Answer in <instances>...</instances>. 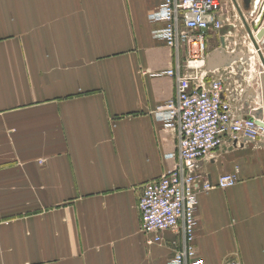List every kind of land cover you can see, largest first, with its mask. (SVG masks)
<instances>
[{"label":"crops","instance_id":"0c3cea01","mask_svg":"<svg viewBox=\"0 0 264 264\" xmlns=\"http://www.w3.org/2000/svg\"><path fill=\"white\" fill-rule=\"evenodd\" d=\"M161 2L0 0V264L173 257L175 234L149 245L139 209L178 145L154 115L177 90L152 74L176 65L153 36ZM210 41V52L221 45L219 34ZM243 112L264 118L263 78ZM223 173H237L236 185L202 190ZM196 181L204 264H264V147L230 140Z\"/></svg>","mask_w":264,"mask_h":264},{"label":"built area","instance_id":"2783aa9c","mask_svg":"<svg viewBox=\"0 0 264 264\" xmlns=\"http://www.w3.org/2000/svg\"><path fill=\"white\" fill-rule=\"evenodd\" d=\"M237 2L241 6V0ZM251 6L243 14L258 47L234 0H162L149 14L151 22L161 24L153 29V36L176 52V65L152 74L168 75L177 81L176 95L159 106L154 115L165 129L176 132L178 145L169 155L174 159L173 166L144 185L139 209L149 245L162 243L169 231L175 234L174 243L179 239V248L168 264H204L195 244L196 178L202 161L230 140L243 138L264 147V118L243 112L248 92L260 85L264 74V47L257 38L264 26V0H252ZM239 20L245 33L237 38ZM216 34L223 38L226 53L238 57L226 66L209 70L210 37ZM196 62L202 64L197 66ZM237 181L236 173H223L216 182L205 180L202 190L230 188ZM224 264L240 262L229 260Z\"/></svg>","mask_w":264,"mask_h":264},{"label":"water","instance_id":"95a60500","mask_svg":"<svg viewBox=\"0 0 264 264\" xmlns=\"http://www.w3.org/2000/svg\"><path fill=\"white\" fill-rule=\"evenodd\" d=\"M260 1L261 0H259V2ZM234 2L238 8V11L240 12V15L242 16V19L244 21V24L246 26V29H247L251 39L253 40L256 47H258V43L256 41L253 30L250 27V25L248 24V22L245 20V17L243 14V10L250 11V9L252 7L251 6L252 0H243L242 7L238 4L237 0H234ZM257 8H258V5H257ZM254 13H255V11H254ZM224 32L225 31L223 30L222 33H224ZM257 38L262 41L261 44L264 47V26L262 28H260V30L257 32ZM237 57L238 56H236V55L232 56V55L226 53V51L224 49V40L222 38V45L219 46L218 48H215L214 50H212L208 55V61H207L208 69L209 70H215L217 68H221L223 66H226V65L230 64ZM262 62L264 64V58L263 57H262ZM262 78L264 79V74L262 75Z\"/></svg>","mask_w":264,"mask_h":264},{"label":"rangeland","instance_id":"374dc122","mask_svg":"<svg viewBox=\"0 0 264 264\" xmlns=\"http://www.w3.org/2000/svg\"><path fill=\"white\" fill-rule=\"evenodd\" d=\"M237 13V15H238V17L240 18V16H239V14H238V12H236ZM261 20H263L264 21V14H263V16L261 17ZM244 31V33H245V28L243 27L242 28V24H241V21L239 20V22H238V28H237V30H236V32H237V38H240V35L242 34V32ZM213 36V35H212ZM212 36L210 37V40L212 39ZM211 43H213V41H210ZM166 45V44H165ZM166 47H167V49L168 50H172V49H170L167 45H166ZM172 53H173V61H174V63L176 62V56H175V54H176V52L173 50L172 51ZM183 62V61H182ZM237 174V173H236ZM238 177V176H237ZM172 243V246L174 247V252L179 248V239H177V243H174V242H171ZM173 252V253H174Z\"/></svg>","mask_w":264,"mask_h":264},{"label":"bare ground","instance_id":"6f19581e","mask_svg":"<svg viewBox=\"0 0 264 264\" xmlns=\"http://www.w3.org/2000/svg\"><path fill=\"white\" fill-rule=\"evenodd\" d=\"M232 56H235V55H232ZM202 63L201 62H196L195 65L199 66L201 65Z\"/></svg>","mask_w":264,"mask_h":264}]
</instances>
